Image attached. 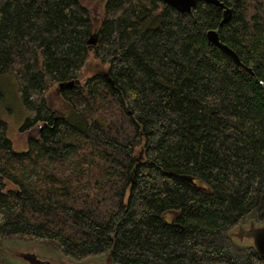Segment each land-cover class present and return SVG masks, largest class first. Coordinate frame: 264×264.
Here are the masks:
<instances>
[{
    "label": "trees",
    "instance_id": "1",
    "mask_svg": "<svg viewBox=\"0 0 264 264\" xmlns=\"http://www.w3.org/2000/svg\"><path fill=\"white\" fill-rule=\"evenodd\" d=\"M102 1L95 26L81 0H0V76L39 126L16 151L0 117V264L14 238L74 262L264 264L233 235L264 225V0H218L222 24L207 0ZM91 58L105 74L84 78Z\"/></svg>",
    "mask_w": 264,
    "mask_h": 264
},
{
    "label": "rangeland",
    "instance_id": "2",
    "mask_svg": "<svg viewBox=\"0 0 264 264\" xmlns=\"http://www.w3.org/2000/svg\"><path fill=\"white\" fill-rule=\"evenodd\" d=\"M90 12L92 23L96 26L102 17L103 1L102 0H81ZM94 73H104L105 67L99 61L91 58L89 64L84 70V78L91 76ZM48 103L57 107L61 104V98L58 91L51 90L48 92ZM0 117L7 123V135L12 141L13 149L16 151H23L27 148L26 143L28 139L38 138V127L31 129H20L25 113L23 112L20 103L16 97L13 80L10 77L0 76ZM170 218V214L166 215ZM246 226L244 229H247ZM236 239L247 242L248 239L241 236L237 230L233 231ZM1 250L4 255V264H29L26 260L12 255V251H23L35 254L42 261H48L51 264H105L104 257L89 256L82 262H74L70 258L64 256L58 251H47L44 246L34 240L11 239L3 243Z\"/></svg>",
    "mask_w": 264,
    "mask_h": 264
},
{
    "label": "water",
    "instance_id": "3",
    "mask_svg": "<svg viewBox=\"0 0 264 264\" xmlns=\"http://www.w3.org/2000/svg\"><path fill=\"white\" fill-rule=\"evenodd\" d=\"M165 3L171 5L179 12L190 13L192 8L195 7L198 0H163ZM208 2L214 3L219 8L222 9V21L221 24L228 21L231 17L232 10L230 8H224V4L218 0H207ZM207 36L212 42L216 43L225 52L228 56L234 59L236 62H239L237 55L225 45L220 43V40L217 35V31H209ZM95 39H91L89 42H94ZM241 236H244L251 240L252 245L258 252V254L264 259V225L261 226H249L247 229L241 231ZM12 255H15L19 258L26 260L29 264H51L48 261H42L35 254L30 252L23 251H12ZM105 264H113L111 259V252L105 256Z\"/></svg>",
    "mask_w": 264,
    "mask_h": 264
}]
</instances>
